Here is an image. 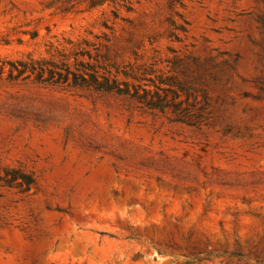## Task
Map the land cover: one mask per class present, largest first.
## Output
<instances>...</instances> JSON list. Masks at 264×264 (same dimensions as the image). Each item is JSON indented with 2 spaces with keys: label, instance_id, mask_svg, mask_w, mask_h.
<instances>
[{
  "label": "rangeland",
  "instance_id": "374dc122",
  "mask_svg": "<svg viewBox=\"0 0 264 264\" xmlns=\"http://www.w3.org/2000/svg\"><path fill=\"white\" fill-rule=\"evenodd\" d=\"M104 34L168 106L0 79V264H264V0H0L2 58Z\"/></svg>",
  "mask_w": 264,
  "mask_h": 264
},
{
  "label": "trees",
  "instance_id": "16d2710c",
  "mask_svg": "<svg viewBox=\"0 0 264 264\" xmlns=\"http://www.w3.org/2000/svg\"><path fill=\"white\" fill-rule=\"evenodd\" d=\"M105 28L112 30L108 25ZM111 38L104 34V42L94 43L84 39L76 48V53L69 57V53L58 49L49 50L50 57L35 58L28 56L22 59H7L0 57V79L9 82H33L41 85L64 86L70 88L94 89L104 93H116L153 109H164L168 96L162 94L161 86H172L167 80L154 85L142 83V80L129 73L120 77L117 63L104 49L109 50ZM148 81V80H147ZM164 87V86H163ZM15 172L14 180L20 178ZM27 184L32 181L28 175H22Z\"/></svg>",
  "mask_w": 264,
  "mask_h": 264
}]
</instances>
